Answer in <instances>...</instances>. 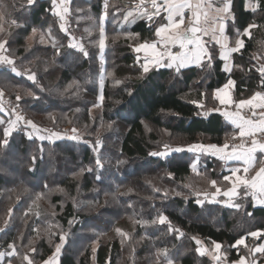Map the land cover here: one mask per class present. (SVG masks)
I'll return each instance as SVG.
<instances>
[{"label": "trees", "instance_id": "obj_1", "mask_svg": "<svg viewBox=\"0 0 264 264\" xmlns=\"http://www.w3.org/2000/svg\"><path fill=\"white\" fill-rule=\"evenodd\" d=\"M246 1L234 0L239 25L246 26L254 21L260 27L252 30L250 39L244 37L245 48L233 56L235 67L231 74L222 71L223 63L216 59L211 69L201 70L195 66L176 74L173 69L162 68L141 78L137 54L131 45L136 41V33L141 37L150 35L148 24L139 18L135 22H125L121 15L114 14L115 6L125 11L132 0H109L110 14L105 21L109 40L103 59L98 47L90 42L98 39V30L94 29L91 36L85 31L95 25L103 0H72L73 19L68 26L67 38L60 31L58 18L45 11L50 6L49 0H39L30 9L21 8L25 0H2L7 6L9 20H26L29 26L13 29L17 35L11 51L18 69L37 73L38 85L26 76L14 75L7 66H0V86L13 98L17 94L22 96L24 110L39 128L62 132L64 127L73 126L78 129L81 139L79 142L50 143L38 138L28 140L23 128L13 133L9 152L14 159L7 163L0 161L11 173H0V227L4 226L5 219H9L8 210H13L10 225L0 233V252L16 239L19 255L6 257L0 264H8L9 259L13 264H21L24 254L17 238L23 231V242L32 239V247L37 249L31 255L35 264L52 254L60 242V234H66V244L59 264H154L156 247L172 245H176L181 253L178 264H211L210 258L194 252L196 245L192 237L201 240L205 246L212 241L219 242L228 250L229 260L238 259L241 249L238 252L230 246L246 232L264 228V209L252 207L247 201H240L243 206L239 210L222 202L205 201L201 207L195 203L196 190L190 186L200 192H211L209 181L214 179L220 187H227V182L222 180L223 175L228 174L225 163L190 151L174 152L166 159L149 153L159 151L155 144L160 140L155 130L175 137L184 148L193 144L222 145L238 131L217 112L197 115L204 109L192 101L202 100L208 109L213 105L219 107L211 94L223 87L229 78L236 81L234 99L248 98L262 90L259 74L253 67L260 62L251 57L264 55V48L260 46L264 42V14L246 11ZM33 27L37 29V35L31 51H26ZM234 32L230 22V39L235 38ZM129 33L133 35L129 36ZM41 35H44L43 43L40 42ZM71 36L85 45L89 57L66 48ZM113 36L117 37L115 42L111 40ZM52 39L65 46L61 48V54H54ZM108 73H114L115 79L122 83L115 85ZM101 76L104 77L102 88ZM75 82H79V90L73 88L64 92ZM29 91L35 93L36 98L29 96ZM97 104L99 107L94 106ZM92 109H99V115L93 116ZM0 118L8 119L1 113ZM97 139L103 144L100 153L105 166L87 172L88 167L95 168L92 143ZM84 140L90 143L86 144ZM41 147L42 153L38 151ZM31 154L43 155L35 173H27L22 166ZM16 160L22 164L17 165ZM118 160L124 163L117 164ZM193 163L197 165L196 171L191 167ZM12 168H16L14 173ZM98 174L101 180L96 179ZM25 187L27 192H24ZM37 195L41 198L37 199ZM43 200L46 201L41 202ZM160 212L169 217L174 228L184 233L183 237L174 239L173 235L167 234L164 225L141 227L135 223L139 219L151 220ZM245 212L253 215L249 217ZM69 221L73 222L69 224ZM51 225L60 231L50 233L47 229ZM117 228L132 239L122 243V237L115 231ZM259 242L251 237L246 240L250 245ZM94 244L97 245L95 251ZM260 260L264 262V257Z\"/></svg>", "mask_w": 264, "mask_h": 264}, {"label": "snow or ice", "instance_id": "obj_2", "mask_svg": "<svg viewBox=\"0 0 264 264\" xmlns=\"http://www.w3.org/2000/svg\"><path fill=\"white\" fill-rule=\"evenodd\" d=\"M38 3L39 0H25V4L21 8L27 7L30 9ZM12 7L15 8L16 6L13 5ZM244 7L246 11H250L253 14H256L258 11L264 14V0H249ZM90 8L91 6H89V11ZM109 9V0H103V8L101 13L96 17L95 25L85 29L89 36H91L94 29L98 30V39L90 42L98 47L101 59H103V53L108 46L107 42L109 40L105 31V21L110 14ZM45 11L58 18L61 22L59 26L60 31L64 32L67 38L68 28L65 25L72 14L71 0H50V6ZM78 11H83V9H78ZM114 14L121 15L125 22H135L139 18L148 24L150 35L148 37H141L139 33H136V41L131 45L135 53H144L143 62H141L139 55L136 57L141 78L147 77L150 72L160 68L173 69L176 74H180L183 69L191 65H195L201 70L206 68L211 69L213 61L216 59H219L223 63L222 71L230 74L235 67L234 63L231 66L229 63L233 60V54L241 53L245 48L244 37L250 39L252 30L260 27L254 21L247 23L246 26L239 25L234 0H220L219 3L216 0H132V3L125 11H121L119 6H115ZM8 17L7 6L3 5L2 0H0V37H2L0 38V66H7L14 75L26 76L27 80L38 85L37 73L30 69L23 71L18 69L16 57L11 51L12 42L17 35V32L13 31V29H27L29 26L26 20L19 18L9 20ZM229 22H231V26L235 29L234 39H230L225 35ZM31 33L32 35L28 39L36 36L37 29L31 28ZM48 35L51 37V29H49ZM128 35L132 36L133 34L129 33ZM116 39V36L111 37L112 42H115ZM43 41L44 35H41L40 42L43 43ZM260 46L264 48V42H261ZM51 47L56 50L54 54L59 55L61 54V48L65 46L58 45L57 41L52 39ZM66 48L77 50L85 58L89 57V51L83 43L76 42L75 36L69 39ZM174 48L178 50L173 51ZM31 49L32 45L27 44L25 50L31 51ZM251 59L264 61V55H254ZM253 67L255 72L259 74V87L262 90L255 91L250 97L238 100L234 99L230 95L229 90L234 88L236 81L229 78L223 87H218L211 94V99L218 101L223 110L221 107L215 105L211 109H208L202 100L192 101L198 108L204 109L203 113L198 112L197 115L203 114L207 116L211 112H217L238 131L232 133L230 137L231 143L226 139L222 145L193 144L189 145L187 150L211 154L225 164L229 161H241L244 165L242 170L240 167H233L229 170V174L223 175L222 180L227 182V187L222 189L218 186V181L213 179L209 181L210 188L213 191L194 192L196 196L195 203L201 207L204 206L205 201L219 203L220 201L217 197L223 196L227 197V201H225V206L227 207L239 210L243 206L240 201H247L252 207L259 206L264 209V158L259 160L260 166L256 167L258 162L257 153L264 154V62L259 63L258 66L253 65ZM108 75L113 77L115 85L122 83L121 80L115 79L114 73H108ZM100 85L101 88L104 85L103 76H101ZM79 87V82H75L65 88L64 92H69L73 88L79 90ZM40 90H44L42 86H40ZM27 94L36 98L35 93L31 91ZM128 94L131 95V91ZM202 95L208 96L207 93H203ZM3 96L4 92L0 91V113H4L9 118L7 120L0 118V127H2V132H0V161L7 163L10 159H14L9 152L11 147L10 140L13 133L19 130L22 124L25 128H31L32 130L26 133L28 140H32L34 136L40 140L49 141L61 138V135L57 132H49L47 136L41 134L42 130L36 123L30 119H25L17 111L19 108L18 102L22 100L21 95L17 94L15 96L17 104L10 112L4 107ZM99 99L102 101L103 95ZM94 106L99 107L98 104ZM229 108H233L234 110L229 111ZM243 109H247V113H244ZM108 127L111 128V124ZM72 132L74 134L69 137L70 139H81L80 136L76 135L77 129L73 128ZM236 141H239V143ZM83 142L86 144L90 143L87 140ZM102 147L103 144L100 139L92 143V150L95 153V168L88 167L86 169L87 172L104 168V160L100 153ZM163 148V151H152L149 155L153 157H166L170 152H181L184 150L182 147L172 148L168 144H164ZM38 151L42 153L43 148L41 147ZM42 160L43 155L37 156L31 154L27 158V163L22 164L20 160H16L15 162L17 165L22 164L27 173H35L38 161ZM3 163H0V173L10 175L11 173H9L8 168L3 166ZM123 163L124 161L122 160L117 161V164ZM191 167L193 171H196V163H193ZM15 171L16 168H12V173ZM81 171L83 172L85 169H81ZM101 178V175H96L97 180H101ZM27 191L28 188L25 187L24 192ZM60 191H63V189H60ZM128 191L131 192L132 189ZM177 195H180V193H177ZM164 196L167 197V193H164ZM36 198L40 199L41 196L37 195ZM7 215L9 219L3 221L4 226L0 227V232H5L6 228L10 225L13 216L11 208L8 210ZM24 215L27 217L28 212L26 211ZM245 215L251 217L253 213L245 212ZM72 222L69 221V224ZM135 223L141 227L158 228L160 225H164L166 226L167 234L173 235L174 239L184 236V233L179 228H174L169 217L162 212L158 213L151 220L139 219ZM34 231L37 230L34 229ZM115 231L122 237V243L123 240L132 239L128 233L123 232L119 228L115 229ZM52 234L56 235V233ZM248 237L260 242L249 245L246 243ZM18 238L23 242L24 237L22 233ZM192 239L195 240L196 245L194 252L200 257L211 256L215 264H264L260 260V257H264V228L250 230L235 240L234 244L230 246L231 248L237 249L238 252L241 247L246 250V254L239 255L235 261L228 259V250L223 249L221 243L212 241L210 249L205 247L201 240L195 237H192ZM65 240L66 234H60V242L55 245L52 254L47 259L41 261V264H59V256ZM29 246L31 253L37 251L35 247H31V241H29ZM180 254L179 248L176 245H172L171 247H156L154 264H178ZM18 255L19 250L16 245V239H13L11 243L6 244V250L0 252V260H3L5 257L15 258ZM8 264H13L12 259L8 260ZM21 264H35V260L26 253L21 258Z\"/></svg>", "mask_w": 264, "mask_h": 264}, {"label": "rangeland", "instance_id": "obj_3", "mask_svg": "<svg viewBox=\"0 0 264 264\" xmlns=\"http://www.w3.org/2000/svg\"><path fill=\"white\" fill-rule=\"evenodd\" d=\"M50 1V0H49ZM71 17H72V19H73V16H72V14H71ZM72 19H70V20H68V22L70 23L71 21H72ZM61 23V22H60ZM36 35H37V33H36ZM35 37H33L32 39H29L28 40V43L29 44H31L32 45V42H33V39H34ZM141 62H143V61H141ZM260 63H261V61H259ZM0 91H3L4 92V94H5V96H6V98H2V100H3V102H4V104H5V109H7V107H9L10 105H11V101H13V102H15V103H17V101L15 100V98H13L4 88H2L1 86H0ZM19 103V107H21L22 108V110H23V112H24V115L27 117V119H30V120H32L30 117H29V113L28 112H26L25 110H24V108H23V106H22V104H21V101H19L18 102ZM218 106L219 107H221L222 108V106L221 105H219V102H218ZM99 113H100V111H99V109H92V111H91V114L93 115V116H96V115H99ZM247 113V112H246ZM1 114H3V115H5L4 113H1ZM7 118H9L7 115H5ZM12 118H14V117H12ZM21 128H23V129H25L27 132H29V131H32L31 130V128H25L24 126H23V124L21 125ZM74 127L73 126H67V127H64L63 129H62V132H57V133H59L60 135H61V138L60 139H55V140H53V141H49V140H40V141H46V142H50V143H54V142H59V141H63V140H67V141H77V142H79L80 140H72V139H70L69 137H71L74 133L72 132V129H73ZM42 131H41V134H43V135H45V136H47L48 134H49V132H54V131H52V129H49V128H40ZM75 129H77V128H75ZM44 130H47V131H44ZM26 132V133H27ZM155 133H157V135H158V137H159V140H160V142H158V143H156L155 144V146H158L157 148H158V150L159 151H163L164 150V148H163V145L164 144H168V145H170V147H172V148H175V147H182L184 150L183 151H188L187 150V147L186 148H184L183 147V145L181 144V143H179V141L174 137V138H171V136L170 135H168L167 133H165V132H163V131H158V130H155ZM76 135H79V132H78V129H77V133H76ZM33 138H37L36 136H34ZM164 140H166V141H164ZM170 141V142H169ZM229 142L231 143L232 141L229 139ZM237 142V141H236ZM183 151H181V152H183ZM174 152H170L169 153V155L168 156H170L171 154H173ZM193 153H196V154H198L196 151L195 152H193ZM168 156H166V157H158V158H162V159H166ZM198 162V161H197ZM253 174H254V172H253ZM200 180V179H199ZM198 180V181H199ZM188 186H190V185H188ZM219 186V185H218ZM190 188H193V189H195L196 191L198 190L199 191V189H197V188H194L193 186L191 187L190 186ZM222 189H223V187H221ZM213 191V190H212ZM219 198H221V200H227V198L226 197H223V196H220V197H217V199H219ZM46 200H43V201H41V202H45ZM219 201H220V199H219ZM222 204H225V201H222ZM2 227V226H1ZM50 233L51 232H59L60 230L59 229H57V227L55 226V227H53L52 225L47 229ZM49 232H47V233H49ZM1 233V232H0ZM23 234H24V231H23ZM29 241H31V247L34 245V242H33V240L32 239H28L26 242H22L19 238H17V244H19L20 246H21V248L23 249V254H29L30 256L31 255H33L34 253H31L30 252V246H29ZM65 244H66V240H65V243H64V245H63V248H64V246H65ZM250 245V244H249ZM204 246H205V244H204ZM205 247H207V248H210L211 249V247H212V244H210V245H206ZM63 248H62V250H61V254H62V251H63ZM96 248H97V245L96 244H94V247H93V249H95L96 250ZM223 249H224V247H223ZM241 251H242V254H246V250L245 249H243L242 247H241ZM61 254H60V256H61ZM241 254V255H242ZM60 256H59V258H60ZM207 256V255H206ZM208 258H210V260H211V264H215V262H214V260L212 259V257L211 256H207ZM6 258V257H5ZM41 264V263H40Z\"/></svg>", "mask_w": 264, "mask_h": 264}, {"label": "crops", "instance_id": "obj_4", "mask_svg": "<svg viewBox=\"0 0 264 264\" xmlns=\"http://www.w3.org/2000/svg\"><path fill=\"white\" fill-rule=\"evenodd\" d=\"M71 2H72V0H71ZM216 2L217 3H219L220 2V0H216ZM249 2V0H247L246 1V4ZM230 23V22H229ZM68 26H69V22L65 25V27H67L68 28ZM229 28V27H228ZM228 28L226 29V33H225V35L228 37V38H230L229 37V35H228ZM72 37V36H71ZM205 39H207V37H205ZM76 42H78L77 40H76ZM178 49H173V51H177ZM104 54V53H103ZM137 54V53H136ZM140 56V58H141V61H143V56H144V53L143 52H141V53H139V54H137V56ZM235 54H233V56H234ZM230 66L233 64V60H231L230 62ZM190 67H195V65H191V66H189L188 68H190ZM160 69H162V68H160ZM227 74H229V73H227ZM231 74V73H230ZM234 88H235V86H234ZM234 88L233 89H230L229 90V93H230V95H232L233 96V90H234ZM233 98H234V96H233ZM222 110H223V107H222ZM229 111H232V110H234L233 108H229L228 109ZM244 113H246L247 112V109H243L242 110ZM228 122V121H227ZM229 123V122H228ZM230 124V123H229ZM233 126V125H232ZM234 127V126H233ZM198 154H205V155H208V156H211V157H214V156H212L211 154H206V153H202V152H200V151H196ZM216 158V157H215ZM262 158H264V154H262V153H257V160H258V162H259V160L260 159H262ZM258 162H257V164H258ZM226 165V171L228 172V174H229V170L231 169V168H233V167H240L241 168V170L243 169V167H244V165H243V163L241 162V161H229L227 164H225ZM256 167H257V165H256ZM258 168V167H257ZM254 172V171H253ZM227 198V197H226ZM220 199V202H222V201H227V200H221V198H219ZM218 199V200H219ZM259 207V206H258ZM60 259V258H59ZM4 260H5V258L3 259V260H0V262H4Z\"/></svg>", "mask_w": 264, "mask_h": 264}, {"label": "built area", "instance_id": "obj_5", "mask_svg": "<svg viewBox=\"0 0 264 264\" xmlns=\"http://www.w3.org/2000/svg\"><path fill=\"white\" fill-rule=\"evenodd\" d=\"M70 19H72L71 16L68 18V20H70ZM258 64H259V63H257V66H258ZM3 97L6 98L5 94H4ZM11 102H12L11 105H10L9 107H7V110H9V112H10L11 109L17 104V103H15V102H13V101H11ZM3 104H4V102H3ZM4 107H6L5 104H4ZM17 111H18L21 115H23V116L25 117V119H27V117L24 115V112H23V110H22L21 107H19V108L17 109ZM237 143H239V141H237Z\"/></svg>", "mask_w": 264, "mask_h": 264}]
</instances>
